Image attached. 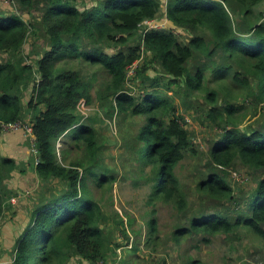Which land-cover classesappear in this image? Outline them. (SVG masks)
<instances>
[{"label": "trees", "instance_id": "1", "mask_svg": "<svg viewBox=\"0 0 264 264\" xmlns=\"http://www.w3.org/2000/svg\"><path fill=\"white\" fill-rule=\"evenodd\" d=\"M10 2L21 11H40L39 19H27L18 10L0 9V53L6 54L0 60V124L31 125L38 151V162L35 157L31 162L40 184L31 219L15 243L12 264H68L75 256L81 262L111 264L110 257L121 258L119 248L131 253L140 251L142 244L154 249L162 243L157 208L143 216L140 226L136 217L129 216L126 222L119 212L110 224L111 217L94 196L90 181L112 186L116 178L100 161L104 142L97 123L105 119L79 110L82 99L93 102V75L82 67L75 69V59L98 65L108 74L105 94L98 93L97 114L104 112L121 123L143 119L136 134L129 132L134 134L132 162L141 164L144 173L150 168L144 174L151 189L148 203L173 204L188 215L173 232L176 243L200 233L206 242L217 234L241 238L242 231L264 243V130L236 125L234 114L241 106L232 101L231 84L222 87L224 105L216 104L219 90L204 85L208 64L194 71L188 66L196 52L206 53L212 66L216 63V79L231 76L247 88L248 97L264 102V11L256 9L264 0H167L163 11L164 0H99L84 8L78 0ZM165 15L170 30L146 27L147 21ZM235 15L246 29L234 23ZM174 26L195 33L184 42ZM38 30L44 40L25 53L27 41ZM134 65L135 73L129 74ZM150 68L160 75L147 73ZM138 79L139 94L129 82L137 84ZM197 89L207 91L208 118L224 126V131L212 143L207 169L192 189L202 202L217 206L190 214L178 166L199 144L176 95L182 91L190 96ZM65 134L68 139L58 151L57 142ZM238 163L257 178L256 185L241 196L236 195L239 186L230 182ZM17 169L25 171L16 158L0 150V224L10 197L18 194L4 181ZM115 231L121 241L113 239ZM260 256L264 264V249ZM162 264H167L166 259ZM185 264L204 262L189 256Z\"/></svg>", "mask_w": 264, "mask_h": 264}, {"label": "rangeland", "instance_id": "2", "mask_svg": "<svg viewBox=\"0 0 264 264\" xmlns=\"http://www.w3.org/2000/svg\"><path fill=\"white\" fill-rule=\"evenodd\" d=\"M99 0H78L80 7L84 6L91 7L97 4ZM166 1L162 7L165 9ZM234 3H238L239 0H229ZM229 5V4H228ZM230 6V5H229ZM0 9L4 11H12L13 9L18 10L23 13L24 17L27 19H39L40 11L39 8L36 10L21 11L19 6L11 3L9 0H0ZM258 11H264V2H261L256 7ZM237 15H235V20ZM37 21V20H36ZM241 17L234 21L239 27L246 29L245 23ZM154 22L158 23L160 27L158 29L170 30L171 22L165 17H159ZM241 23V24H240ZM146 25V24H145ZM150 27L147 24L146 27ZM156 27V24H154ZM145 27V26H144ZM144 29V28H143ZM176 32L180 33L181 41H188L195 31L192 29L183 30L173 27ZM37 34L33 36L36 38H30L25 45V53L31 50V45L36 43L41 45L44 40L42 35ZM207 38H210V33H206ZM212 38V37H211ZM36 40V42H35ZM37 50H39L37 48ZM39 51L35 53L38 55ZM219 55H216L215 61H219ZM6 57L5 53H0V60ZM34 57L35 56H31ZM30 60L31 58L28 57ZM75 69H84V72L91 76L93 75L92 83V95L93 102L91 104L85 103V100H81L78 104L79 110L86 116H99L104 121L97 123L101 134L100 138L104 142V148L101 153V163L107 173L115 176V181L110 186L106 184L104 186H99L97 179L95 182L90 181L89 185L94 193L96 199L100 200L105 208L106 214L111 217L109 223L113 224L115 219L119 218L117 212L120 216L124 217L127 222L129 216H134L137 218L136 225L140 226L143 221V216L148 212H152L153 208H157V215L160 221V236L162 243L156 248H148L145 245L140 251L128 252L126 249L119 248V252L122 253L120 259H116L114 256L109 258L111 264H162V260L166 259L167 264H185L189 256L197 259H202L204 264H261V251L264 249V243L255 239L251 235H243L241 232V238L230 236H225L221 234L211 235L210 241L206 242L202 239L203 234L186 235L182 242L176 243L172 239V235L176 227L180 223H184L188 215H183L180 213L176 207L172 204H165L162 202L157 203V205H152L148 203L150 187L149 182L144 176L150 172V168L147 167L145 173L142 171L141 164H133L132 160L134 157L133 150L130 148V140L133 139L134 134L129 133L132 130L135 134L140 129L143 119H132L121 123L117 118L111 119L104 115V112L97 114L98 104L100 101L98 93L101 91L104 95V84L108 81V74L101 70L98 65H92L88 61L74 60ZM208 64L209 67L205 68L204 74V85L208 88L218 89V102L217 105H224L225 94L222 89L225 84H231L232 94L234 97L232 101L236 105L241 106L234 116L237 118V123L242 129H248L249 127H261L264 130V102L258 103L255 96L248 97L247 88L238 85L233 82L232 77H222L223 79H216V63L213 64L209 60L206 53L196 52L194 56L188 61V66L193 71L198 67ZM100 69H98V68ZM212 67V68H211ZM156 75V70L150 68L147 72ZM160 75V73H157ZM147 81V79L145 78ZM130 82V88L133 92L140 93L141 83ZM164 81L160 80L159 84H163ZM173 91H170L172 93ZM206 90H196L190 96H186L182 91L181 95H176L177 102L179 103L180 112L184 113L185 118L189 122V126L193 128L196 136L194 141L199 144L196 151L189 152L181 164L178 166V174L180 180L185 186L188 199V213L192 214L194 212L209 211L214 209L217 205L211 202H202V197L192 191L196 186V180L202 175L203 170L207 169L205 164L207 163V158L209 156V150L215 138L223 133L224 126H217L209 120L208 112L211 107L206 99ZM31 95V88L27 90L24 101L29 100ZM182 96L184 99L181 100ZM255 100V101H254ZM1 125V124H0ZM26 123L21 121L17 125L10 128H4L0 126V150L4 155H17L19 167L24 166L25 171L30 170L29 163L35 157L38 162V151L37 145L32 142L30 134L26 131ZM22 135H24V140L22 144ZM14 142H18L16 145ZM12 144V145H11ZM22 144L23 150H18L17 146ZM16 147V148H15ZM63 145L60 147L62 149ZM132 155V156H131ZM201 160V161H200ZM200 164L203 165L200 167ZM24 171V172H25ZM20 169L14 170L12 176L7 177L4 184L7 189L16 191L17 195L10 197V205L6 207L5 216L0 224V264H12L13 261V249L17 239L23 233L27 227L32 212L34 209V203L39 199L37 195V188L40 186L38 181L33 180V176L28 172L24 174ZM257 178L253 176L248 168H245L240 163L232 168L231 183L239 189L236 188V195L241 196V194H246L254 187L257 183ZM237 184V185H236ZM9 199V198H8ZM112 237L116 241H121L120 236L115 231ZM209 237V236H208ZM115 241V242H116ZM126 262V263H125ZM68 264H90L86 261L81 262L80 259L75 256L71 257ZM99 264H105L100 262Z\"/></svg>", "mask_w": 264, "mask_h": 264}, {"label": "built area", "instance_id": "3", "mask_svg": "<svg viewBox=\"0 0 264 264\" xmlns=\"http://www.w3.org/2000/svg\"><path fill=\"white\" fill-rule=\"evenodd\" d=\"M10 1V0H9ZM166 19H168L167 18V15H165L164 16ZM154 20L155 19H153V20H149V21H147L146 23L147 24H149L150 25V27L148 26V29L149 28H158V27H160V25L158 24V23H156V22H154ZM154 24H156V27L154 26ZM135 65H136V63H135ZM135 65L133 66V67H131L130 68V70H129V74H133V73H135ZM17 123L18 122H16V123H8V124H5V123H3L2 124V126H4V128H10V127H14L15 125H17ZM20 123V122H19ZM27 125H26V131L28 132V134H30V136H31V138H32V142L34 143V144H36V140H35V137H34V134H33V128L31 127V125L30 124H28V123H26ZM1 126V125H0ZM35 151H37V149H35Z\"/></svg>", "mask_w": 264, "mask_h": 264}, {"label": "crops", "instance_id": "4", "mask_svg": "<svg viewBox=\"0 0 264 264\" xmlns=\"http://www.w3.org/2000/svg\"><path fill=\"white\" fill-rule=\"evenodd\" d=\"M21 137H22V144H23V140H24V135H22V133H21ZM68 139V136L65 134V135H62L60 138H59V140H58V142H57V147H58V151L60 150V147L62 146V145H64L65 144V141ZM18 142H14V144L16 145ZM22 144H20V146H17L18 148V150H23V147H22ZM12 145V144H11ZM16 148V147H15ZM23 152L25 153V151L23 150ZM10 156H12V157H14V158H16V160H17V162H18V158H17V155H10ZM32 161V160H31ZM29 166H30V170L29 171H25L24 172V174L25 173H27L28 174V172L29 173H31L32 174V176H33V180H36V181H38L37 180V175H36V172L34 171V166H33V163L31 162V163H29ZM22 168H25L24 166H22Z\"/></svg>", "mask_w": 264, "mask_h": 264}]
</instances>
